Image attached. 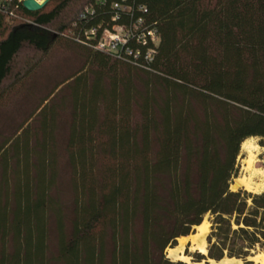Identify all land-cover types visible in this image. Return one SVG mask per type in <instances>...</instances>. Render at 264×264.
I'll return each mask as SVG.
<instances>
[{
    "label": "trees",
    "instance_id": "obj_1",
    "mask_svg": "<svg viewBox=\"0 0 264 264\" xmlns=\"http://www.w3.org/2000/svg\"><path fill=\"white\" fill-rule=\"evenodd\" d=\"M140 18L157 45L96 48ZM12 92L33 105L0 141V264H186L166 250L207 215L195 262L264 251V191L231 189L242 143L264 146V0H0Z\"/></svg>",
    "mask_w": 264,
    "mask_h": 264
},
{
    "label": "rangeland",
    "instance_id": "obj_2",
    "mask_svg": "<svg viewBox=\"0 0 264 264\" xmlns=\"http://www.w3.org/2000/svg\"><path fill=\"white\" fill-rule=\"evenodd\" d=\"M38 1H42V0H38ZM62 58H63V56H60V54H56V59L59 60ZM48 64L45 63V65H48ZM60 67L53 70L52 75L50 74V76L47 77V80L42 78V81H39L40 80V77H39L38 79H36V84H38V85H35V84L31 85L29 82V84L27 85V88H37L38 89V90L36 89L37 93L44 91V88H42V86L44 85L45 81L47 82V85H51L54 80H58V78L60 76H64L65 73H67L64 71V69H65V67H67V65L63 66L61 68ZM40 73L43 74V70ZM40 76H42V75H40ZM35 78H37V77H35ZM32 103H33V97H23V92H16V93L12 92V93H10V96L8 97V99L3 104L0 105V141L2 140V138H5L6 136H8V134H11V132L15 130V128L20 124V122H22L24 119H26L29 116L30 108L33 105ZM252 139H253L252 140L253 144L255 143L254 145L256 146L255 152H256V156H257V162L255 163V166L257 168H264V146H262L260 144L259 138L253 137ZM246 156H247V153L241 149L240 154H239L238 159H237L238 177H240L243 173L242 172L243 160L246 158ZM234 179H236V178H234ZM234 179L232 180V183H233ZM255 181L258 182L257 179ZM232 183H231V185H232ZM248 192L259 193V192H253V191H248ZM204 220L207 222L209 232H210V226H211L210 215H207L204 218ZM194 232H196V228H195ZM177 245H178V241H177ZM191 245H192V243L187 241V243L185 244V247L182 251V253H184V255H187L190 257L189 262H185V263L186 264H196V263L202 264L200 262L194 261L196 254L201 253V252L198 250L192 249ZM207 247H208V245H207ZM167 251H168V248L166 250V255H168ZM258 252H261V250L260 249L253 250L251 256L254 255L255 253H258ZM202 254H204V253H202ZM169 259H171V258H169ZM249 259L250 258H248L247 260H249ZM172 261H178V260H172ZM249 262L251 264H254L253 261H249Z\"/></svg>",
    "mask_w": 264,
    "mask_h": 264
},
{
    "label": "bare ground",
    "instance_id": "obj_3",
    "mask_svg": "<svg viewBox=\"0 0 264 264\" xmlns=\"http://www.w3.org/2000/svg\"><path fill=\"white\" fill-rule=\"evenodd\" d=\"M253 139H246L242 145L241 149L247 153L246 158L243 160L242 166V175L235 179V182L232 183L231 189L237 190L239 187H242L248 191L253 192H262L264 191V168H257L255 163L257 162V156L255 152L256 146L253 144ZM258 180L256 182L255 180ZM196 232L191 233L188 236H182L178 238V245L175 247L168 248V257L172 260L189 262L190 257L182 253L185 244L187 241L192 243V249L198 250L201 253L207 252L208 245V235L209 228L207 222L204 220L200 225L195 226ZM254 264H264V251L255 253L249 257ZM212 263L216 264H244L243 260L237 258L225 257L219 262L211 260ZM199 264V263H196Z\"/></svg>",
    "mask_w": 264,
    "mask_h": 264
},
{
    "label": "built area",
    "instance_id": "obj_4",
    "mask_svg": "<svg viewBox=\"0 0 264 264\" xmlns=\"http://www.w3.org/2000/svg\"><path fill=\"white\" fill-rule=\"evenodd\" d=\"M115 7H119V5L115 4ZM142 10L146 12L145 8H143ZM81 17L85 18L86 16L85 14H82ZM142 25H143V19L140 18L133 26L115 25L111 30L105 29L102 32V35L98 41L96 48L106 53L118 54L119 48L127 44V42L133 37H135L138 42H143V43H146L147 38H150L152 42H154L157 45L159 41V36L155 30H147V31H143L142 33L136 36L134 35L135 30H137ZM90 34L92 36H95L96 30L92 29L90 31ZM153 54H154V49H150L146 54V59L151 60Z\"/></svg>",
    "mask_w": 264,
    "mask_h": 264
},
{
    "label": "water",
    "instance_id": "obj_5",
    "mask_svg": "<svg viewBox=\"0 0 264 264\" xmlns=\"http://www.w3.org/2000/svg\"><path fill=\"white\" fill-rule=\"evenodd\" d=\"M48 1L49 0H42V1H38V0H23V6L29 11H37V10L42 9L48 3ZM234 182H235V179H234L233 183ZM238 189H242V187H239ZM204 255H207V253L204 254ZM225 257H227V256H225ZM248 261H252V260L249 259ZM208 262L211 263V264H216V263H212L211 259H209ZM216 262H219V261H216ZM203 263H205V261H203L202 264ZM243 263H245V262L243 261Z\"/></svg>",
    "mask_w": 264,
    "mask_h": 264
}]
</instances>
